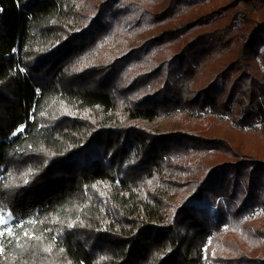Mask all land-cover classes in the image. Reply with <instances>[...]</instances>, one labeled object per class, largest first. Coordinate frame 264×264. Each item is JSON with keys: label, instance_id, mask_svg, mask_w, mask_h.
<instances>
[{"label": "trees", "instance_id": "16d2710c", "mask_svg": "<svg viewBox=\"0 0 264 264\" xmlns=\"http://www.w3.org/2000/svg\"><path fill=\"white\" fill-rule=\"evenodd\" d=\"M219 1L0 0V264H264V161L213 126L264 125V0Z\"/></svg>", "mask_w": 264, "mask_h": 264}, {"label": "rangeland", "instance_id": "374dc122", "mask_svg": "<svg viewBox=\"0 0 264 264\" xmlns=\"http://www.w3.org/2000/svg\"><path fill=\"white\" fill-rule=\"evenodd\" d=\"M74 1V0H71ZM86 2H90L88 0H84ZM99 1V0H97ZM229 0H220L218 3H227ZM91 3V2H90ZM81 9V8H80ZM240 9H243L242 7H240ZM245 9V8H244ZM256 20L257 23H263L264 22V16L262 15H258L255 16L254 18ZM230 22L229 18H226L225 20V24H228ZM115 22L111 21V20H106L105 22L101 23L102 25H105V27H112L113 24ZM100 24V25H101ZM87 25V23H86ZM217 26H220V24H218ZM82 27V26H81ZM99 29V28H98ZM238 30H240L239 32L243 33L245 32V34L249 35L250 30L246 29L244 30V28L241 27V29L239 28ZM244 30V31H243ZM121 33H119L120 35ZM149 35V32H146V29H141L140 31L136 32L135 34H121V39L116 38L114 42H112L111 44H108L107 46V50H104L103 48H100L98 51V56H94L93 59L94 61L92 62L93 64L96 65H101V64H105L106 62L109 63L105 58L108 59V57L110 58L111 56L113 58H115L118 55H123L125 53H127L128 51H130L132 48L137 47L140 43H142L144 40H146ZM119 39V40H118ZM263 52H264V48H263ZM108 53H112L111 56H108ZM173 53V49H166V54L163 57L164 59H168L171 57V54ZM249 66L246 68L247 72L252 73V75L254 74V76L258 79V78H264V70L262 68V64H248ZM82 66L79 67V69H81ZM96 67V66H95ZM70 74L74 75V73L70 72ZM235 73H233L232 75H234ZM95 74H92L90 76L89 82L91 85L94 83V81L98 82L100 81V75L96 74V76L94 77ZM236 75H238L236 73ZM179 118H175V119H171V120H161L160 121V126L163 130H168L171 129L172 127H180L179 124ZM206 123H209L208 121H204V122H199V121H190L188 123V127L190 129L191 133L197 134L199 132H202L204 130H208L210 129L209 126L206 127ZM214 123V122H212ZM213 126H216L217 128H215L216 130H218V133L221 134V136H224L227 138V140L233 145V146H237L240 145L242 148H244L245 150H243L244 152L249 153V155H251L253 158H257L259 160H263L264 161V125H259L257 127H255L252 130H245L243 132H238L237 128L235 126V123L230 119V118H226V120L217 122L216 125L215 123L213 124ZM214 129V130H215ZM241 150V152H243ZM223 201V200H217V203ZM200 207H204L210 214V217L212 219H214L216 217V203H212V202H208L206 200H203L201 203L198 202ZM224 203V202H223ZM259 217H257L255 219V224H260L261 226L264 227V215L261 213H258ZM10 224V218L4 216V215H0V233L3 231H6L8 229V226ZM235 247V250H243V251H247L248 253H257V252H261L264 254V242L263 243H256V244H260L257 246H252V244L254 243H232ZM227 243H218L216 246L212 247V256L213 259L215 260L217 258V256L223 257V255L230 254V252H234V251H228V248L226 247ZM257 250V251H255Z\"/></svg>", "mask_w": 264, "mask_h": 264}]
</instances>
